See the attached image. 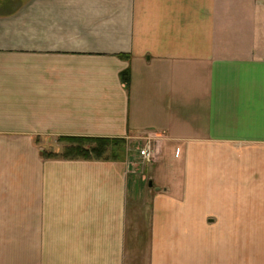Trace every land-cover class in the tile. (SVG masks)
<instances>
[{
  "label": "crops",
  "instance_id": "obj_1",
  "mask_svg": "<svg viewBox=\"0 0 264 264\" xmlns=\"http://www.w3.org/2000/svg\"><path fill=\"white\" fill-rule=\"evenodd\" d=\"M0 264H264V0H0Z\"/></svg>",
  "mask_w": 264,
  "mask_h": 264
},
{
  "label": "rangeland",
  "instance_id": "obj_2",
  "mask_svg": "<svg viewBox=\"0 0 264 264\" xmlns=\"http://www.w3.org/2000/svg\"><path fill=\"white\" fill-rule=\"evenodd\" d=\"M156 138L149 136L144 137L143 139H134L132 141L129 142V144H126L125 141L121 144L118 145V147L111 149V153H116L118 155V158H126L127 159V164H129L130 170L134 172V174H138L139 175V179L143 181V188L145 189V187L147 186V181H149V177H150V173L152 171V165L156 166V151L158 152L157 148V144L155 142ZM62 144L61 148H55L52 147V151H60L62 152V150L64 149V147H66V144L64 143H60ZM151 147V157L149 158V160H145L142 159L138 156V153L143 150L145 147ZM59 153V152H58ZM183 155H184V149L183 148H175V147H163L162 149V157H165L163 160H161L160 163H158V167H160L161 169L164 167H166V165H168L169 163L171 164L172 162H174V164L176 165V171L180 170L182 167V159H183ZM158 156V155H157ZM55 160H59V159H55ZM64 161H68V160H64ZM82 161V160H81ZM88 161H100V162H110V161H102V160H94V159H90ZM112 161V160H111ZM149 161V162H148ZM127 167V166H126ZM165 175V174H164ZM160 180V179H159ZM161 181L166 183L165 178H161ZM159 182V181H158ZM157 181H155V186L158 183ZM143 189V190H144ZM146 196L144 194L139 195L136 199L137 203L143 202V200H145ZM134 224L136 223V220L134 219L133 221ZM140 225V223H139ZM135 262V259H134Z\"/></svg>",
  "mask_w": 264,
  "mask_h": 264
},
{
  "label": "trees",
  "instance_id": "obj_3",
  "mask_svg": "<svg viewBox=\"0 0 264 264\" xmlns=\"http://www.w3.org/2000/svg\"><path fill=\"white\" fill-rule=\"evenodd\" d=\"M122 59H129L128 56H119ZM120 81L125 86L130 84V72L125 71L120 74ZM57 143H64L66 147L62 152H48L47 158L68 160V161H88L90 159L113 161L118 158L116 153H111V149L118 147L123 140L117 139H92V138H59Z\"/></svg>",
  "mask_w": 264,
  "mask_h": 264
},
{
  "label": "built area",
  "instance_id": "obj_4",
  "mask_svg": "<svg viewBox=\"0 0 264 264\" xmlns=\"http://www.w3.org/2000/svg\"><path fill=\"white\" fill-rule=\"evenodd\" d=\"M151 147H145L143 150H141L139 153H138V156L142 159H145V160H149V158L151 157ZM149 162V161H148Z\"/></svg>",
  "mask_w": 264,
  "mask_h": 264
},
{
  "label": "water",
  "instance_id": "obj_5",
  "mask_svg": "<svg viewBox=\"0 0 264 264\" xmlns=\"http://www.w3.org/2000/svg\"><path fill=\"white\" fill-rule=\"evenodd\" d=\"M149 187H151L152 186V183H149V185H148Z\"/></svg>",
  "mask_w": 264,
  "mask_h": 264
}]
</instances>
